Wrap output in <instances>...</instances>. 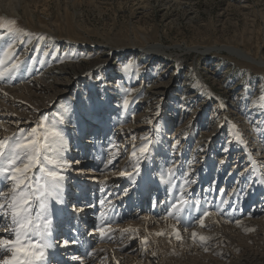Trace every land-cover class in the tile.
Here are the masks:
<instances>
[{
  "label": "bare ground",
  "instance_id": "bare-ground-1",
  "mask_svg": "<svg viewBox=\"0 0 264 264\" xmlns=\"http://www.w3.org/2000/svg\"><path fill=\"white\" fill-rule=\"evenodd\" d=\"M9 41L8 35L0 34V60L4 62L2 67L6 68L9 67L10 60L4 52ZM168 48L169 46L156 43L143 50L164 53ZM211 48L199 50L194 46H186L183 49L207 52ZM221 49L243 60L264 64L246 54L241 50L242 48L226 45L216 48L217 51ZM25 65L23 63V66ZM52 68L53 66L49 65L41 72L43 76L39 73L38 76L16 85L12 74L0 78V103L12 102L10 95L14 91L34 89L47 92L50 86L44 83V80H47L45 76L57 74ZM35 69L37 75L39 71L37 67ZM21 73L23 75L21 79L25 80V76L29 73L24 74L22 70ZM17 74L14 72V75ZM79 76L75 75L74 78L86 77L85 74ZM59 84V88L62 89L44 94V106L32 108L28 113L30 116L20 113L11 114L0 104V142L5 146L4 155L0 156V165L7 166L10 158L11 150H8L5 143L15 144L22 139L19 137L11 141V135L20 127H27L28 130L30 122L34 129L38 128L34 121L36 113L48 109L56 95L67 92L69 83ZM156 86L155 90L158 93L162 90L165 92L161 84ZM83 89L86 91V88ZM98 90L97 87L91 86L87 97L81 93L75 94L79 98L72 99L74 105L68 104L56 113H52L51 118L47 119L52 123L41 121L45 124V128L38 129L35 133L39 138L46 129L55 127L63 135L64 163L68 165L67 162L70 161L67 158H72L75 161L80 160V165L85 167L84 181L78 175H73L74 178L71 179L68 174L73 172L74 166L68 165L63 173L61 193L63 204L58 205L49 200L55 216L54 242L61 243L66 239L64 231V237L61 238L60 235L62 222L65 226L64 230H69L72 235L76 232V228L73 229L71 219H76L74 223L76 227L80 226V218L85 225L92 220L95 222L92 230H88L86 234L93 242L88 252L80 251L77 244L67 248L49 249L47 264H81V262L83 264H251L257 256L264 255L263 144H253L250 139L249 142L241 141L237 145L234 133H229L230 138L223 140L217 132V136L211 135L212 133L206 135L208 139L205 143L209 147L207 150L202 148L197 150V144L192 143V138L184 141L187 135L183 137L180 134L179 130L183 127L186 130L187 127L184 116L182 118L180 116V122L172 128L171 126L179 119L173 120L168 110L167 112L165 110L159 116L162 121L156 122L155 129L152 130L151 122L146 124L141 121L142 118L147 117L145 112L128 119L124 111L119 110V105L113 100L112 95H121L125 92L123 88H117L109 97L102 94L104 98L100 97L101 91ZM92 97L98 98V105L90 109ZM169 104L170 102L167 106ZM107 105L109 107L105 108ZM68 106L72 109H68ZM106 109L109 110L108 114L102 116V111ZM129 109L133 108L130 106ZM114 129L117 135L120 134L119 129L147 130V143L151 144L148 156L135 158L134 144L126 143L125 137L128 135L122 136V140L119 141L120 138L112 134ZM168 129L172 132L166 136ZM90 130L93 132L89 133ZM198 132L203 131L198 129ZM159 133H164L161 140L158 137ZM86 134H89V137L82 139L81 136ZM27 136L29 134L24 137ZM72 136L74 141L73 146H70L68 142ZM250 136L254 138L253 135ZM180 141L184 143L175 147L172 145V142ZM222 143L226 144L224 148H221ZM56 148L57 144L53 143L50 150H43L44 154L55 156ZM209 151L207 155L202 154ZM80 153L82 158L79 157ZM220 156L227 164H215ZM243 159L247 163L229 169V163L241 164ZM137 160L140 161L138 164L146 165L138 167V171L135 167ZM258 164L261 165V170ZM48 167L53 166L48 165ZM240 168H243L242 171ZM129 169L131 171L126 172ZM33 172L39 176L38 169H34ZM121 172L127 175L121 176ZM94 184L97 185L98 190L93 187ZM123 186L126 189L122 190ZM11 187V183L7 180H0V191L9 193ZM0 203H6V198H0ZM172 205L177 207L173 209ZM80 209L82 211H76ZM204 212H208L209 215L203 217ZM201 217L204 226H201ZM11 230L10 216L7 219L0 218V233ZM193 233L196 234L195 237ZM202 236L205 239L201 240ZM111 239L112 242H109ZM133 240H137L135 245ZM208 241L210 242L204 249L197 245H204ZM215 252L219 253L218 259L214 258ZM7 255L10 253L0 251V260Z\"/></svg>",
  "mask_w": 264,
  "mask_h": 264
},
{
  "label": "rangeland",
  "instance_id": "rangeland-1",
  "mask_svg": "<svg viewBox=\"0 0 264 264\" xmlns=\"http://www.w3.org/2000/svg\"><path fill=\"white\" fill-rule=\"evenodd\" d=\"M0 23L3 24L0 34L8 35L10 40L4 52L9 57V67L11 62L19 63L15 70L18 76L12 74L15 85L38 76L49 65L57 73L45 76L44 83L50 86L47 92L31 89L11 93L12 102L0 103L6 107V112L30 116L32 108L44 106V94L62 89L59 83H69L66 93L56 95L48 109L36 113V126L41 121L51 124L47 119L52 113L68 104L74 105L72 99L79 98L78 93L87 97L91 86L101 91L102 98V94L109 97L117 88H123L125 92L113 94L112 99L128 119L145 112L147 117L141 121L151 122L153 130L155 123L162 121L159 116L165 110L173 120L184 116L187 127L180 129V134L187 135L184 141L192 138L197 150H207L206 135L217 136V132L223 140L234 133L237 145L250 139L253 144L264 145V64L243 60L223 49L216 50L224 45L234 46L264 62V0H0ZM9 27L15 31L9 32ZM156 43L169 48L164 53L146 51ZM186 46L199 50L216 47L203 52L185 51ZM21 70L29 73L25 80L21 79ZM82 74L86 77L74 78ZM160 84L165 92L155 90ZM96 98H91L90 109L98 105ZM130 106L133 109H129ZM107 110L102 111V116L108 114ZM200 120L202 123H196ZM31 123L30 131L20 127L11 135V141L22 137L21 133L23 136L32 134ZM113 131L112 134L117 135L116 129ZM118 131L119 141L128 135L126 143L135 145V158L148 156L151 144L147 143V130ZM167 132L169 136L172 130ZM162 135L164 133L158 135L160 140ZM73 136L68 142L70 146H73ZM87 136L89 134L81 137ZM184 141L172 142V145ZM5 144L8 150L15 145ZM144 144H149V149L142 155L139 149ZM221 146L224 148L226 144ZM207 153L210 151L202 154ZM79 157H83L81 153ZM67 159L70 161L67 164L74 166L68 176L72 179L73 175H78L85 181V167L74 164L77 161L72 158ZM221 161H224L222 156L215 164H223ZM139 162L137 160L135 167L146 166ZM243 163L247 161L243 159L241 164L229 163L228 166L234 169ZM258 168L261 170L260 164ZM129 171L131 169L126 172ZM93 187L98 190L96 184ZM123 189L126 188L123 186ZM132 242L135 245L137 240ZM209 242L197 245L204 249ZM214 254L218 259L219 253ZM251 264H264V255L257 256Z\"/></svg>",
  "mask_w": 264,
  "mask_h": 264
},
{
  "label": "snow or ice",
  "instance_id": "snow-or-ice-1",
  "mask_svg": "<svg viewBox=\"0 0 264 264\" xmlns=\"http://www.w3.org/2000/svg\"><path fill=\"white\" fill-rule=\"evenodd\" d=\"M0 27H3L2 23ZM8 31L12 32L15 29L9 27ZM3 63L0 60V78L14 74L19 67L17 62H11L10 67L7 68L2 67ZM43 128L45 124L41 123L38 128L31 130V135L24 137L21 133L22 139L12 147L7 166L0 165V180H7L12 185L9 193L0 191V198H6V203H0V218L7 219L10 216L12 225L10 232L0 233V251L10 253L0 260V264H47L49 249L67 248L78 243L74 238L64 239L61 243L54 242L55 216L53 209L50 208L49 200L58 205L63 204L61 197L63 173L68 165L64 163L62 133L52 127L46 129L43 135L37 138L36 131ZM53 143L57 144L56 155L44 154L43 150H50ZM148 149L149 144H144L139 152L145 155ZM4 152L5 146L3 142H0V156H3ZM135 155L136 153L133 152V156ZM48 165L53 167L49 168ZM34 169H38L39 176L35 175ZM120 175H127V173L121 172ZM172 207L175 209L177 206L172 205ZM76 211H82V209ZM208 215V212L203 213V217ZM203 217L200 221L201 226H204ZM101 235H103L102 229ZM195 235L193 233V237ZM8 236L14 238L9 239ZM200 238L205 239L203 236Z\"/></svg>",
  "mask_w": 264,
  "mask_h": 264
}]
</instances>
